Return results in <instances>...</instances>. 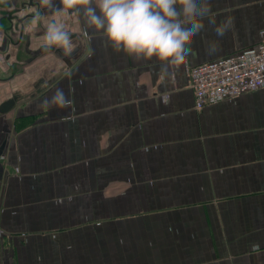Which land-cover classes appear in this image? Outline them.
<instances>
[{"label":"crops","instance_id":"1","mask_svg":"<svg viewBox=\"0 0 264 264\" xmlns=\"http://www.w3.org/2000/svg\"><path fill=\"white\" fill-rule=\"evenodd\" d=\"M210 15L231 30L217 38L205 20L169 80L72 11L71 57L41 50L0 71V106L13 101L0 113V264H264V87L197 109L189 83V68L264 39V0H212ZM57 88L70 106L38 107Z\"/></svg>","mask_w":264,"mask_h":264},{"label":"clouds","instance_id":"2","mask_svg":"<svg viewBox=\"0 0 264 264\" xmlns=\"http://www.w3.org/2000/svg\"><path fill=\"white\" fill-rule=\"evenodd\" d=\"M39 5L52 19L39 10L31 21L36 29L43 22L42 49H62L71 57L74 44L66 30L69 12L82 15L93 31L101 32L112 51L135 61L155 58L161 62L160 75L169 80L192 53L194 37L205 31V20L217 38H223L232 27L230 17L217 22L210 15L212 0H39ZM59 5V7H57ZM63 17L57 20L56 17ZM205 53L219 51V39H205ZM70 100L57 88L38 107L66 109Z\"/></svg>","mask_w":264,"mask_h":264},{"label":"built area","instance_id":"3","mask_svg":"<svg viewBox=\"0 0 264 264\" xmlns=\"http://www.w3.org/2000/svg\"><path fill=\"white\" fill-rule=\"evenodd\" d=\"M195 108L264 87V39L236 54L189 68Z\"/></svg>","mask_w":264,"mask_h":264},{"label":"flooded vegetation","instance_id":"4","mask_svg":"<svg viewBox=\"0 0 264 264\" xmlns=\"http://www.w3.org/2000/svg\"><path fill=\"white\" fill-rule=\"evenodd\" d=\"M0 0V71L13 72V69H22L24 65L36 58L42 49V42H35V38L44 29H32L31 22L35 13L43 10L39 0ZM35 10L31 11L30 9ZM71 38L72 32H69ZM38 39V37H37ZM52 51L58 53L59 48ZM15 53V54H14ZM14 55V56H13ZM3 73V72H2ZM2 77V76H0ZM4 79H7L6 76Z\"/></svg>","mask_w":264,"mask_h":264},{"label":"water","instance_id":"5","mask_svg":"<svg viewBox=\"0 0 264 264\" xmlns=\"http://www.w3.org/2000/svg\"><path fill=\"white\" fill-rule=\"evenodd\" d=\"M30 1H31V2H30L29 5H32V4H33V0H30ZM12 102H13V101H7V103L4 102V104H2V105L0 106V113H6V112L9 110V108L11 107ZM2 143H3V144L0 146V154L2 153L3 148H4V145H5L4 142H2Z\"/></svg>","mask_w":264,"mask_h":264}]
</instances>
